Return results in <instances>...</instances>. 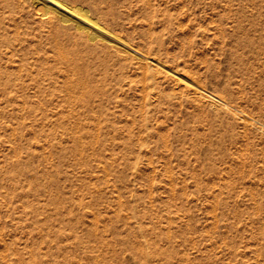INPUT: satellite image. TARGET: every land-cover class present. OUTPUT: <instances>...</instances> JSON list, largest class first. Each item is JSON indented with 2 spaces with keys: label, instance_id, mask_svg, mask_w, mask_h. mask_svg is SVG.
<instances>
[{
  "label": "rangeland",
  "instance_id": "374dc122",
  "mask_svg": "<svg viewBox=\"0 0 264 264\" xmlns=\"http://www.w3.org/2000/svg\"><path fill=\"white\" fill-rule=\"evenodd\" d=\"M63 1L153 63L0 0V264H264V0Z\"/></svg>",
  "mask_w": 264,
  "mask_h": 264
},
{
  "label": "bare ground",
  "instance_id": "6f19581e",
  "mask_svg": "<svg viewBox=\"0 0 264 264\" xmlns=\"http://www.w3.org/2000/svg\"><path fill=\"white\" fill-rule=\"evenodd\" d=\"M28 1H30L35 6H40V8L43 10L42 15H50L52 18L58 21L74 25L76 29L83 31L90 38V41L91 39L94 41V39L98 38L108 43L113 50L119 52L120 54L132 57L138 61L139 64L142 63L146 67H150L152 65L153 62L145 57V55H142V52L139 53L137 50L135 51L132 49V47L125 43V40H122L120 36L108 30L101 22L95 19L88 10L70 5L63 0ZM157 65L159 64L157 63ZM159 66H161L159 67L160 69L165 70V72L172 77L173 81L175 82L174 84L189 92L190 95L208 102H216L218 100L217 96L206 91L204 93L202 91L204 89L202 87L201 89L194 80L185 74L172 71L161 64Z\"/></svg>",
  "mask_w": 264,
  "mask_h": 264
}]
</instances>
